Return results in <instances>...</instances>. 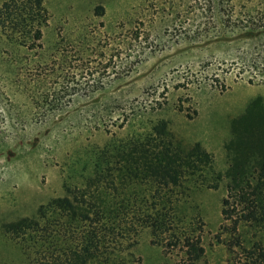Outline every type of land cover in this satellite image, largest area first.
Wrapping results in <instances>:
<instances>
[{"label":"rangeland","instance_id":"374dc122","mask_svg":"<svg viewBox=\"0 0 264 264\" xmlns=\"http://www.w3.org/2000/svg\"><path fill=\"white\" fill-rule=\"evenodd\" d=\"M45 4L50 16L42 48L24 50L18 63L47 75L49 86H67L65 94L73 100L41 117L32 96L38 89L24 90L23 79L0 78V226L34 215L41 203L65 193L63 161L82 144L109 138V131L94 129L103 116L108 128L117 130L124 112L149 102L155 105L153 114L167 119L185 142L198 141L210 151L218 171L226 169L233 118L255 100L264 106V83L248 81L264 72V26L222 24L229 14L244 16L246 7L240 3L231 12L207 0ZM241 66L245 71L237 77ZM30 73L24 75L27 80ZM225 195L223 181L217 188L196 190L186 207L204 221L200 264H252L238 245L230 250L224 243L235 240L223 228ZM132 248L138 264L185 263L180 246L154 243L149 230ZM23 263L19 248L0 228V264Z\"/></svg>","mask_w":264,"mask_h":264},{"label":"trees","instance_id":"16d2710c","mask_svg":"<svg viewBox=\"0 0 264 264\" xmlns=\"http://www.w3.org/2000/svg\"><path fill=\"white\" fill-rule=\"evenodd\" d=\"M241 1L207 0L215 9L227 5L232 12L240 3L247 8L242 17L229 14L225 26H264V0ZM49 16L45 0L0 4V78L23 79L24 90L38 89L32 96L45 118L69 106L73 97L65 94L67 86H49L47 75L19 64L17 56L42 48ZM244 71L241 66L236 76ZM248 81L264 83V72ZM154 109L149 102L124 112L117 130L109 129L103 116L94 129L109 131V138L82 144L63 161L65 193L41 203L34 215L1 224L23 264H138L132 247L146 230L154 243L180 246L184 264H200L204 221L186 207L196 190L223 181V228L235 237L224 243L230 250L238 245L252 264H264V106L255 100L233 118L224 171L215 168L213 154L200 142H185Z\"/></svg>","mask_w":264,"mask_h":264}]
</instances>
